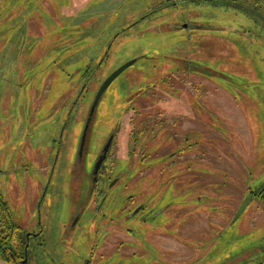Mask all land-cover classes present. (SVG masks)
Instances as JSON below:
<instances>
[{"label": "rangeland", "instance_id": "1", "mask_svg": "<svg viewBox=\"0 0 264 264\" xmlns=\"http://www.w3.org/2000/svg\"><path fill=\"white\" fill-rule=\"evenodd\" d=\"M0 193L27 264H264V0H0Z\"/></svg>", "mask_w": 264, "mask_h": 264}, {"label": "trees", "instance_id": "2", "mask_svg": "<svg viewBox=\"0 0 264 264\" xmlns=\"http://www.w3.org/2000/svg\"><path fill=\"white\" fill-rule=\"evenodd\" d=\"M18 231V235L15 234ZM15 241L24 242L21 236L20 226L14 221L11 211L0 193V259L15 264L11 260V251L13 254L19 255L21 252H15Z\"/></svg>", "mask_w": 264, "mask_h": 264}, {"label": "water", "instance_id": "3", "mask_svg": "<svg viewBox=\"0 0 264 264\" xmlns=\"http://www.w3.org/2000/svg\"><path fill=\"white\" fill-rule=\"evenodd\" d=\"M135 61V59H132V60H129L127 62H125L124 64H122L121 66H119L118 68H116L114 71H112L102 82V84L100 85L96 95H95V98L93 100V103L90 107V110H89V113H88V117H87V120L85 122V125H84V128H83V132H82V135H81V140H80V145H79V151L82 150L83 148V145L85 143V140H86V133H87V129L89 128V124L92 120V117H93V113H94V110H95V107L102 95V93L104 92V90L106 89V87L110 84V82L123 70L125 69L127 66H129L130 64H132L133 62ZM112 139H113V135H110L105 144L103 145L102 149H101V152L100 154L97 156L94 164H93V167H92V171H91V174H92V177L95 179L97 174H98V171L102 165V163L104 162V160L106 159L107 157V154L109 152V149H110V146H111V143H112ZM77 218L74 219V221L72 223H74L76 221Z\"/></svg>", "mask_w": 264, "mask_h": 264}, {"label": "flooded vegetation", "instance_id": "4", "mask_svg": "<svg viewBox=\"0 0 264 264\" xmlns=\"http://www.w3.org/2000/svg\"><path fill=\"white\" fill-rule=\"evenodd\" d=\"M84 146H85V143H84L83 148H82L81 151H79V149H78V155H81L82 154V151L84 149ZM102 166H103V164L100 167V170L101 171L103 170L102 169ZM99 174H100V180L99 181L102 182V179H101L103 177L102 172H99L98 171V175ZM108 183H109V181H108ZM111 183H113V182L111 181ZM101 184L102 183H99V185L97 186L98 188L96 187L97 188V192H94L95 195L99 193V189H100ZM103 191H105L104 188H103ZM104 201L105 200H103L100 204H99L100 201L98 202V204L94 208V212L97 211V213H98L100 211V209L102 208V205H103V202ZM136 208H138L137 210H141L143 207H139L138 206ZM75 218H76V216L74 217V219ZM18 226H19V224H18ZM16 231H17V233L15 234V237L18 235V231L19 230L17 229ZM20 232H21V236H23V238H24V242L15 241V245H14L15 249L14 250H15V252L18 251V252H21V253L19 255H15V254L12 253L13 252V250H12L11 251V260L15 264H27L28 261H29L28 248H29V245H30V239H31V237L37 238V236L40 235L41 232H37L36 231V232H32V233L26 234L25 232H22L21 227H20Z\"/></svg>", "mask_w": 264, "mask_h": 264}]
</instances>
